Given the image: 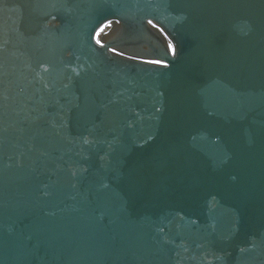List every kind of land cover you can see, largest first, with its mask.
I'll return each mask as SVG.
<instances>
[{"label": "bare ground", "instance_id": "6f19581e", "mask_svg": "<svg viewBox=\"0 0 264 264\" xmlns=\"http://www.w3.org/2000/svg\"><path fill=\"white\" fill-rule=\"evenodd\" d=\"M192 4L194 0H1L0 264H131L139 257L131 259L134 246L124 247V242L138 237L145 226L160 225L154 218L152 224L144 220L141 214L147 209L167 202L166 213H198L206 200L220 201L219 194H225V202L250 199L238 194L264 178L262 152L246 157L239 151L210 152L188 167V160L196 158L193 153L165 159L160 151L146 157L134 156V147L119 151L132 115L127 112L125 118L121 108L126 103L117 100L124 92L121 85L149 83L143 77L158 81L164 74L115 70L108 62H127L108 56L109 50L98 55L106 60L94 55L89 64L63 58L62 48L87 47L96 16L121 10H141L171 25L154 21L159 32L148 24L150 19H120L116 25L119 19L113 17V24L100 32L108 47L156 57L169 51L168 38L177 55L191 37L192 52L197 36L217 34L206 19L197 26ZM251 12L262 15L258 9ZM54 14L58 23L40 26L44 16ZM246 22L257 20L238 10V36H245L239 24L248 31ZM60 23V31L48 29ZM229 44L238 46V40ZM146 93L157 97L161 90ZM196 240L191 233L173 239ZM253 257L255 264H264Z\"/></svg>", "mask_w": 264, "mask_h": 264}, {"label": "water", "instance_id": "95a60500", "mask_svg": "<svg viewBox=\"0 0 264 264\" xmlns=\"http://www.w3.org/2000/svg\"><path fill=\"white\" fill-rule=\"evenodd\" d=\"M129 4L134 5H125ZM253 9L260 10L262 15L250 14ZM229 10L234 11L225 12ZM238 10L243 16L257 20L256 23L246 22L248 31L239 24L245 36H238ZM134 12L121 10L98 15L86 41L87 47L75 51L62 48L65 60L89 64L94 55L97 60H106L99 56L109 50L108 56L116 54L127 62V65L108 62L115 70L154 76L164 74L158 81L143 77L150 79L149 83L121 85L124 92L117 100L127 104L121 108L125 118L129 117L127 112L132 115L119 151L134 147L131 151L134 156L143 157L160 151V158L165 159L193 153L196 158L188 160V167L210 152L239 151L241 157L253 151L264 153V2L194 0L191 13L199 18L197 26L206 19L210 30L211 25L217 27V34L197 36L192 52L190 37V45L185 49L180 44L179 53L176 55L174 51L173 58L167 55L163 65L135 61L112 52L107 44L97 43L96 32L113 17L118 18L117 21L150 19L152 24L158 21L169 28L170 23L158 16L145 15L141 10ZM58 18L55 14L46 15L39 22L40 26L44 27L50 20L58 23ZM61 28L62 23L48 29L60 31ZM235 39L238 46L229 44ZM199 42L202 44L198 45ZM69 53L72 55L68 57ZM154 88L161 90L157 97L146 93ZM145 101L150 105L146 107ZM263 179L238 194L240 198L250 199L225 202V194H219L216 197L220 201L206 200L198 213L181 209L166 213L170 206L167 202L162 208L147 209L141 214L144 220L152 224L154 218L160 225L145 226L138 237L129 239L136 240L135 244H129V240L124 242V247L134 246L129 251L131 259L135 255L139 257L132 259L131 264H255L253 256L256 255L264 262L261 253L264 250ZM185 233H191L198 240L173 241ZM158 245L161 248L156 249Z\"/></svg>", "mask_w": 264, "mask_h": 264}, {"label": "rangeland", "instance_id": "374dc122", "mask_svg": "<svg viewBox=\"0 0 264 264\" xmlns=\"http://www.w3.org/2000/svg\"><path fill=\"white\" fill-rule=\"evenodd\" d=\"M113 24V22L111 21H109V22H107L106 24ZM122 22H117L116 23V25H118V24H121ZM105 24V25H106ZM150 26H152L153 28H156L159 32H161V29L160 28H158V26L157 25H155V24H152L151 22H150V24H149ZM103 27V26H102ZM102 27H100L99 29H98V31H97V36H96V40H97V43L99 44V45H101V46H105V42L99 37L100 36V32L102 31ZM167 37V36H166ZM165 37V38H166ZM167 39V43H169V51H170V53H173L174 51H176V49H175V45H174V43L172 42L171 43V41L168 39V38H166ZM169 41V42H168ZM113 42H115V43H117L118 44V42L116 41V40H114ZM144 48H147L146 46H144ZM110 50L112 51V52H114V53H117V54H119V55H121V56H124V57H128V58H130V59H133V60H135V61H140V62H146V63H155V64H164V61H163V59L168 55V49L166 50L167 51V53H165L164 52V54H162V55H155L156 57H145V56H140V55H132V54H128V53H126V52H124L123 50H121L120 48H117V47H112V48H110ZM173 55V54H172ZM148 56H154V55H148Z\"/></svg>", "mask_w": 264, "mask_h": 264}]
</instances>
